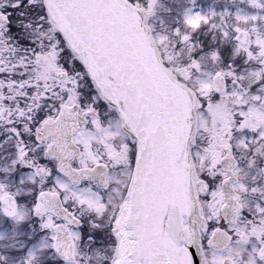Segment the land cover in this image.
<instances>
[{
  "label": "snow or ice",
  "instance_id": "obj_1",
  "mask_svg": "<svg viewBox=\"0 0 264 264\" xmlns=\"http://www.w3.org/2000/svg\"><path fill=\"white\" fill-rule=\"evenodd\" d=\"M189 2L0 0V264H264V0Z\"/></svg>",
  "mask_w": 264,
  "mask_h": 264
},
{
  "label": "rangeland",
  "instance_id": "obj_2",
  "mask_svg": "<svg viewBox=\"0 0 264 264\" xmlns=\"http://www.w3.org/2000/svg\"><path fill=\"white\" fill-rule=\"evenodd\" d=\"M195 2L198 5V11H206L209 8L215 9L216 11H221L225 7L230 9L229 4L225 5L226 0H216V2L195 0ZM203 2L208 3V6L205 7ZM187 5L191 7L189 0H157L154 14L148 17L147 22L154 29V31H156V33H167L169 36H171L172 29L178 26V21H180L182 18V13L186 8H189ZM242 5L243 6L241 8L245 7L243 3ZM204 7L205 10L203 9ZM214 35L216 37L215 46H221V41L217 30H209L207 32L201 30L199 33L194 34V39H199L204 43L205 47H208ZM226 44L227 42L223 44V49H225ZM183 56L184 53L182 52L180 57L177 59H182ZM6 136L7 133L4 131V128L0 127V167H3L7 163L8 159L11 158L10 154L13 151L12 142H5ZM30 223L31 221H29V224ZM29 231V228H27V230L25 229L24 223L19 226H14L6 220L0 219V246H7L18 240H25L22 237L27 236ZM15 255L16 254L13 253L14 257Z\"/></svg>",
  "mask_w": 264,
  "mask_h": 264
},
{
  "label": "flooded vegetation",
  "instance_id": "obj_3",
  "mask_svg": "<svg viewBox=\"0 0 264 264\" xmlns=\"http://www.w3.org/2000/svg\"><path fill=\"white\" fill-rule=\"evenodd\" d=\"M81 228H82V233L86 231V225H82Z\"/></svg>",
  "mask_w": 264,
  "mask_h": 264
}]
</instances>
